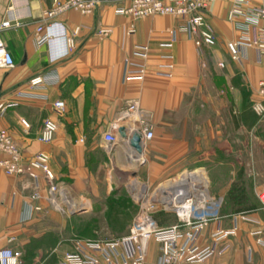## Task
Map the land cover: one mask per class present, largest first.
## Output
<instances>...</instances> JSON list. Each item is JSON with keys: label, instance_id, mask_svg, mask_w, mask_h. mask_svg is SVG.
<instances>
[{"label": "crops", "instance_id": "0c3cea01", "mask_svg": "<svg viewBox=\"0 0 264 264\" xmlns=\"http://www.w3.org/2000/svg\"><path fill=\"white\" fill-rule=\"evenodd\" d=\"M247 1L264 7V0ZM52 3L0 0V37L14 61L12 68H0V104L17 102L0 113V132L11 136L24 161L46 153L55 181L67 185L76 197L113 191L109 188L113 177L125 180L135 168L137 177L153 187L183 172L201 173L209 195L222 199L221 227L237 229L230 238L231 249L202 264H264V212L256 198L264 189V167L259 170L264 166V122L251 110L258 82L264 79V59L258 61L253 49L244 50L240 61L230 59L226 44L241 35L227 20L232 2L216 1L206 13L215 39L212 47L197 48L172 16L133 19L117 15L110 5L91 15L70 11L59 16L48 32V43L36 47L35 30ZM75 28L79 33L73 39L74 51L65 57V38ZM99 28L110 29V35L98 37ZM173 36L172 49L162 48ZM136 45L150 49L145 76L142 81L125 80V62L135 61ZM166 54L173 56L170 78L160 74ZM38 75L45 76L44 85L31 89L28 81ZM134 100L152 127L153 138L133 167L129 160L136 157L133 149L121 145L108 156L103 135L114 127L132 126L117 120ZM58 101L64 104L62 112L53 108ZM47 119L54 120L58 130L51 142L42 143L38 135ZM38 185L42 199L33 201L27 179L6 176L0 169V250H20V264H38L43 251L39 245L49 241L45 234L64 229V219L45 202L42 174ZM128 198L132 202L129 194ZM36 206L42 211L32 213ZM238 214H247L250 221L234 219ZM213 228L210 224L205 229L199 246L209 242ZM63 248L59 240L53 250ZM156 249L151 244L152 261Z\"/></svg>", "mask_w": 264, "mask_h": 264}, {"label": "built area", "instance_id": "2783aa9c", "mask_svg": "<svg viewBox=\"0 0 264 264\" xmlns=\"http://www.w3.org/2000/svg\"><path fill=\"white\" fill-rule=\"evenodd\" d=\"M219 0H53L49 10L42 14L41 21L34 34L36 47L46 45L50 40L49 30L56 25V19L70 11L80 15H91L102 5H110L120 16L133 19H144L154 16H172L181 24L180 32H186L194 38L197 48L212 47L215 44L212 29L207 22L206 13L210 5ZM232 6L228 11L227 20L233 23L241 35L237 40L228 42L226 49L232 61H240L244 50H255L257 60L264 59V7H252L247 0H230ZM5 25V24H4ZM3 27L0 28V31ZM79 33L75 28L71 36L65 38V57L74 51V37ZM111 31L99 28L96 35L106 38ZM172 40L161 47L171 50ZM150 55L147 45L134 47L135 61L125 62L124 79L142 81L145 76L146 61ZM166 64L160 65V74L171 77L173 56L162 55ZM14 61L0 37V68L10 69ZM221 68L222 64L219 65ZM45 76L38 75L29 79L31 89L44 85ZM17 97H32L17 94ZM17 102L0 104V113L8 108H14ZM53 108L62 112L64 104L60 101L53 104ZM252 112L260 122H264V79L258 82L257 99L252 103ZM137 100L129 102L118 114V122H127L130 133L138 131L143 138V144L152 140L151 125L143 117ZM27 127L25 122H22ZM103 135V149L108 156H113L117 148L125 145L130 148L128 141L121 139L118 129ZM127 128V127H126ZM58 130L54 120L43 122L38 135V141L49 143ZM264 140V136H263ZM0 152L4 155L0 159V169L6 176H17L27 179L31 186L30 199L40 201L42 195L39 190L38 178L42 174L47 185L45 202L54 212L69 216L79 208H83L81 200L73 195L67 185L55 181L51 172L49 156L44 152L37 153L33 158L24 161L18 146L6 132H0ZM183 172L176 178L167 181L180 183L172 184L164 189L156 186L149 191V187L133 180L128 185V194L136 206V212L131 220L128 233L120 238L106 241H75L70 250L65 251L57 264H202L212 257H221L231 249L230 238L236 234V227L224 230L221 227L220 209L222 199L209 195L207 180L201 173L186 179ZM187 174V175H188ZM183 179V180H182ZM165 181V182H167ZM136 185V186H135ZM171 191L165 194L164 191ZM259 210L264 212V189L256 193ZM42 209L33 207L31 212L38 213ZM157 213H169L177 222L169 226H160L155 219ZM234 219L249 222L247 214H238ZM213 224L209 235V242L201 247L199 240L205 229ZM151 244L156 246L157 258L150 260ZM22 252L7 247L0 250V264H20Z\"/></svg>", "mask_w": 264, "mask_h": 264}, {"label": "rangeland", "instance_id": "374dc122", "mask_svg": "<svg viewBox=\"0 0 264 264\" xmlns=\"http://www.w3.org/2000/svg\"><path fill=\"white\" fill-rule=\"evenodd\" d=\"M132 166L134 167V164ZM263 167L260 166L259 170L261 171ZM129 171L132 175H128L125 180L120 181L113 177L110 182L112 185L109 186L110 190L114 189L113 191L108 193L102 191L98 196L93 197H78L83 203L82 212L73 216H64L56 213L64 219V229L59 232L52 230L45 234L49 241L43 246L39 245L43 251L42 255H40L41 259L39 256L36 262L38 264H57L63 249L71 247L75 241H106L125 236L136 212L135 206L128 198L129 183L136 180L149 187L151 192L156 188L149 186L138 178L136 168ZM172 216L169 213H157L155 219L160 226H169L174 223ZM59 240L64 248L54 251L55 243ZM45 249L48 250L46 255L43 254Z\"/></svg>", "mask_w": 264, "mask_h": 264}, {"label": "water", "instance_id": "95a60500", "mask_svg": "<svg viewBox=\"0 0 264 264\" xmlns=\"http://www.w3.org/2000/svg\"><path fill=\"white\" fill-rule=\"evenodd\" d=\"M118 134L121 139L127 140L130 148L138 155H143L144 144L143 138L140 132L133 131L130 133L129 129L127 128H119ZM171 191L166 190L164 191L165 194H170ZM83 211V208H79L76 212L72 213L71 216L76 215Z\"/></svg>", "mask_w": 264, "mask_h": 264}, {"label": "bare ground", "instance_id": "6f19581e", "mask_svg": "<svg viewBox=\"0 0 264 264\" xmlns=\"http://www.w3.org/2000/svg\"><path fill=\"white\" fill-rule=\"evenodd\" d=\"M141 156L142 155H138V154H136V157L134 158V159H132V158H130L129 160L131 161V162H133V163H131V164H134V162H138L139 160H141ZM188 173H185V175H183L186 179H188L189 177H194L195 175L197 176V173H195V172H192V173H190V174H188ZM183 180V179H182ZM181 181V180H180ZM180 181H179V179H177L176 181H173V182H171V181H167V182H163L162 184H160V187L159 188H161V189H164V188H167V187H169L171 184H172V186H175V185H177V184H179L180 183ZM136 186V185H135Z\"/></svg>", "mask_w": 264, "mask_h": 264}, {"label": "trees", "instance_id": "16d2710c", "mask_svg": "<svg viewBox=\"0 0 264 264\" xmlns=\"http://www.w3.org/2000/svg\"><path fill=\"white\" fill-rule=\"evenodd\" d=\"M259 206V205H258Z\"/></svg>", "mask_w": 264, "mask_h": 264}]
</instances>
